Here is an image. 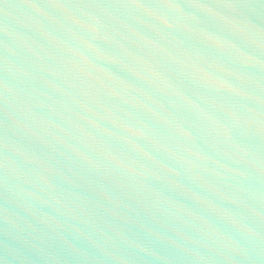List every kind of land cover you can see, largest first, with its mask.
I'll return each mask as SVG.
<instances>
[{"label": "water", "instance_id": "1", "mask_svg": "<svg viewBox=\"0 0 264 264\" xmlns=\"http://www.w3.org/2000/svg\"><path fill=\"white\" fill-rule=\"evenodd\" d=\"M0 264H264V0H0Z\"/></svg>", "mask_w": 264, "mask_h": 264}]
</instances>
